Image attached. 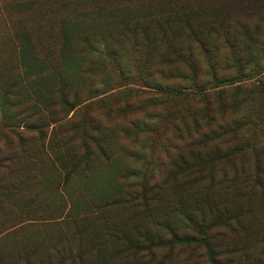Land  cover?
I'll return each mask as SVG.
<instances>
[{"label":"rangeland","instance_id":"rangeland-1","mask_svg":"<svg viewBox=\"0 0 264 264\" xmlns=\"http://www.w3.org/2000/svg\"><path fill=\"white\" fill-rule=\"evenodd\" d=\"M93 1L101 3L106 11L103 14L89 12L90 0H0V150H3L0 156L18 143L20 147L34 145L39 151L49 148L61 171L60 179L43 185V176L38 170L32 175L21 167L0 172V264H24L27 254L22 250L19 255L17 250L33 241L41 247L36 253L43 251L45 256L47 248L56 243H70L74 249L81 243L87 255L98 252L108 239L105 218L118 225L126 214L122 206L115 203L129 185L122 175L152 159L156 149L153 145L157 136L144 131L152 128L155 120L142 108L127 110L125 104L131 102L142 107L145 98L158 95L155 88L145 82H157L165 88L181 86L189 93L195 92L191 88L192 80L162 78L158 70L164 66L156 65L160 64L158 60L165 47L170 53V43L183 48L188 44L197 45L195 36L174 32L169 34V43L161 35L152 34V30L145 31L144 25L150 23L141 18L132 43L122 26L129 14L136 15V9L130 13L122 7L114 13L113 4L128 3ZM113 19L115 27L109 29ZM97 25L105 29L103 39L94 41L103 52H99L95 64L94 61L88 64V56L83 54L77 35L82 30L92 33ZM24 28L34 32L36 41L41 40L38 37L41 35L44 50L47 48L37 64L22 61V50L17 51L12 40L13 33ZM49 34L51 37H47ZM146 35L156 40L151 43ZM227 53L229 49L223 47L219 59L228 57ZM180 55L183 54H173L174 62L164 64H190ZM193 57V62L205 67L204 55ZM144 64H151L148 70L154 78L145 73ZM185 70L190 71L189 65ZM236 74L237 67L233 66L219 70L217 81L208 73H202L195 80L201 84L209 82L207 89L217 90L245 83L239 81L249 78L240 79ZM60 88L64 89L63 94ZM166 97L170 105L190 102L188 95L177 99L172 96L171 100L170 95ZM242 111L241 108L236 112L229 109L225 115L230 117ZM216 114L220 115L218 108ZM90 116L92 128L87 124ZM175 123L183 126L179 118ZM40 132L43 135H39ZM86 155L87 165L77 166L65 179L66 169L59 164L70 166ZM160 156L165 158L163 152ZM45 161L50 167L48 175L53 168L49 160ZM237 161L240 162L237 167L243 165L247 172L253 171L254 162L250 158ZM233 167V162H221L213 171L220 176L223 168L232 171ZM236 189L234 185L222 192L233 198ZM251 192L253 213L244 209L245 215L239 216L241 226L230 230L224 240L245 245L247 252L257 253L264 245V209L256 207L258 199L264 200V194L257 186ZM214 193L219 195L221 191ZM179 196L167 190L168 200L177 201ZM177 213L172 211L174 220ZM79 228L84 230L77 233ZM112 245L107 244L108 254L113 252ZM44 259L38 255L34 264H44Z\"/></svg>","mask_w":264,"mask_h":264},{"label":"trees","instance_id":"trees-1","mask_svg":"<svg viewBox=\"0 0 264 264\" xmlns=\"http://www.w3.org/2000/svg\"><path fill=\"white\" fill-rule=\"evenodd\" d=\"M121 2L128 4H113L114 13L122 7L130 13L134 9L137 11L135 16L129 14L122 26L129 33L132 43L135 42L133 34L140 27L141 18L150 23L144 25L145 31L152 30V34L161 35L169 43V34L174 32L196 37L197 45L188 44L185 48L170 43V53L165 47L158 60L160 64H156L164 66L163 70L161 67L158 70L162 78L192 80L191 88L195 92L189 93L181 86L167 85L165 88L157 82H145L148 87L155 88L158 95L145 98L142 107L131 102L125 104L127 110L142 108L155 120L156 124L144 131L157 136L153 145L156 149L152 159L122 175V178L128 179L129 185L115 203L121 205L126 214L118 225L105 218L108 239L98 252L87 255L81 243L77 249L72 248L70 243H56L47 248L45 256L43 251L36 253L40 245L33 241L18 248L19 255L22 250L27 254L26 259L20 258L25 259L24 264H34L38 255L45 258L44 264H264V245L257 253H249L245 245L224 240L230 230L241 226L239 216L245 215V210H252L253 213L251 190L257 186L264 194V0ZM88 7L89 12L95 14L106 11V7L93 0ZM109 23V29L115 27L114 19ZM104 32L105 29L97 25L92 33L82 30L77 35L83 54L88 56V64L93 61L95 64L99 52H103L94 41L103 39ZM13 34L11 38L17 51L22 50V61L37 64L47 49L44 50L41 35L38 36L41 40L36 41L33 39L34 32L25 28ZM146 39H150L151 43L156 40L150 35H146ZM223 47L229 49V56L220 60L219 51ZM179 52L190 63L187 64L189 72L185 70L187 65L164 64L174 62L172 56ZM117 55L115 52V58ZM199 55L205 57L204 68L192 61L193 56ZM150 66L144 64V71L154 78L148 70ZM233 66L237 67V77H249L247 81H239L245 83L209 90L206 87L209 82L201 84L195 80L202 73H208L217 81L219 70ZM231 89L234 90L228 95ZM60 90L63 94L64 89ZM166 95H170V100L172 96L177 99L178 96L188 95L190 102L185 105L173 102L170 105ZM217 108L220 115L216 114ZM240 108L242 112L230 117L225 115L229 109L236 112ZM178 118L183 126L175 123ZM87 124L92 128L91 116L87 118ZM35 147H20L18 143L6 150V154L0 156V172H11L21 167L32 175L38 170L43 176L42 185L52 179H60L61 171L54 163L51 149L39 151ZM2 152L0 150V155ZM160 152L165 154L164 159ZM245 157L254 162L252 172H247L243 165L237 167L240 163L237 160ZM87 158V155L80 156L70 166L59 164L63 170L66 169L65 179L73 174L77 166L87 165ZM45 159L51 162L53 168L48 175L50 167ZM221 162H233L234 167L232 171L223 168L221 175L217 176L213 170ZM234 185L237 189L233 198L222 192ZM168 189L180 194L179 200H168ZM218 191L221 193L216 195L214 192ZM256 209H264V200L258 199ZM172 211L178 212L175 220ZM83 230L79 228L77 233ZM107 244H113L111 254H108Z\"/></svg>","mask_w":264,"mask_h":264}]
</instances>
